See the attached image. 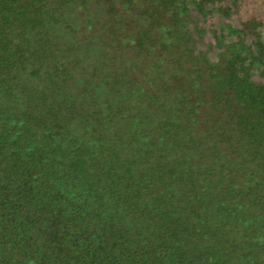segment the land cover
I'll list each match as a JSON object with an SVG mask.
<instances>
[{"label":"trees","instance_id":"1","mask_svg":"<svg viewBox=\"0 0 264 264\" xmlns=\"http://www.w3.org/2000/svg\"><path fill=\"white\" fill-rule=\"evenodd\" d=\"M186 5L0 0V264H264V45Z\"/></svg>","mask_w":264,"mask_h":264},{"label":"rangeland","instance_id":"2","mask_svg":"<svg viewBox=\"0 0 264 264\" xmlns=\"http://www.w3.org/2000/svg\"><path fill=\"white\" fill-rule=\"evenodd\" d=\"M206 1L186 0L190 18L188 33L194 38L197 50L202 49L206 57L214 60L220 57L219 49L239 50L244 57H250L252 50L258 54L259 45H264V0H238L237 4H234L236 0H214L208 4ZM226 5L231 10L225 9ZM251 22L253 25L256 22L254 28ZM256 65L264 68L259 62Z\"/></svg>","mask_w":264,"mask_h":264}]
</instances>
